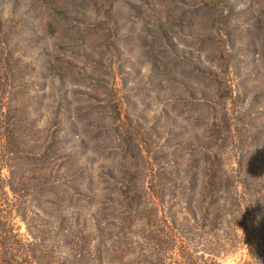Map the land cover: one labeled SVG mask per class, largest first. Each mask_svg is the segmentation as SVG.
<instances>
[{"label": "rangeland", "instance_id": "obj_1", "mask_svg": "<svg viewBox=\"0 0 264 264\" xmlns=\"http://www.w3.org/2000/svg\"><path fill=\"white\" fill-rule=\"evenodd\" d=\"M17 126L25 136L16 140ZM261 148L264 0H0V172L8 198L13 168L20 207L35 209L46 192L55 218L76 224V238L93 222L103 227L113 260L74 253L67 242H53V256L129 264L130 249L141 250V228L148 235L157 226L171 261L181 241L197 262L210 248L220 264L256 257V245L233 238L243 237L249 217L229 211L212 228V216L192 221L184 201L218 188L255 204L264 192ZM20 151L42 155L45 175L17 171ZM30 184L42 189L35 194ZM188 219L190 234L180 228Z\"/></svg>", "mask_w": 264, "mask_h": 264}, {"label": "trees", "instance_id": "obj_2", "mask_svg": "<svg viewBox=\"0 0 264 264\" xmlns=\"http://www.w3.org/2000/svg\"><path fill=\"white\" fill-rule=\"evenodd\" d=\"M6 130L7 127H4V131ZM23 130V126H17V130H13V138L17 140V138L24 137L25 134ZM28 140L29 138L26 139V142ZM18 144L20 148L24 149L25 146L22 145V142H18ZM260 153L262 154V160L264 158V148L260 149ZM19 155L20 169L17 171H20L22 175L24 172L30 175H35L37 172L41 176L45 175L46 170L44 164H42V155L23 151H20ZM211 165V159L208 158V162H206L207 168H210ZM1 169L2 159L0 158V171ZM12 170H10V175L6 181V186H8L13 195L11 199L8 198L7 191L5 190V181L1 178L0 172V264H68V256H53L48 248L54 243L62 244L66 242L71 245L74 244L73 248H71L74 253L80 251L82 252H80L81 255H91V253H94L96 254L97 260H102L104 258L113 260V258L110 257V248L103 243L104 238L101 237L104 231L103 227L99 225L98 222H93V224H89L91 226V231H89L85 238H76L74 234L75 231H77L75 230L76 226H74L76 224L73 223L72 225H68L64 219L55 218V215L51 212L52 210H50L53 202L46 198V192L42 193L41 191L38 194V189H42V185L36 186L35 184H30V186L35 189V194H38V199L35 202V209L26 210L20 207L17 198L22 192L16 188L11 179L13 174H17L16 171L12 172ZM243 189L245 190L246 188ZM193 194V191L190 192L188 195L191 196L184 201L185 210L190 213L192 221L197 217L206 219L212 216L213 222L208 225L213 228L217 225L215 218H218L221 214L228 215L229 211L238 210L241 215L249 217L251 225H245L246 228L242 232L243 237L240 236V238H238L236 237L237 235H235L233 238L241 244L249 246L256 245V257L252 259H240L236 264H264V206L262 205L264 202V192L255 195L256 201L254 202L255 204L252 205H244L246 201L243 197L241 198L237 190L227 191L225 189L216 188L213 189L212 193L210 191L203 197L205 200H198L197 202L194 200ZM223 194H228L224 199L228 198L230 201L226 202L225 205L215 204ZM206 198L209 200L208 203H205L207 200ZM228 206L231 208H227ZM242 207H244L246 211L243 210ZM12 212H16V215L25 222L30 237H24L16 230L13 222L14 216L11 215ZM191 219L184 221L180 226V228L184 229L188 234L195 232V226L190 223ZM36 221L42 224H36ZM122 226L124 228L125 223L122 224ZM145 229L146 228H141V232L138 233L141 234L143 240V243H137L141 250L134 253L133 249H130L132 259L129 261V264H220L214 258L216 253L213 248L209 249V258L203 260L202 256L204 255L202 253L199 256L201 262H197V258H193L191 252L187 250L184 241L179 243V257L175 261H171L167 252L170 249L169 240L164 239V234H160L161 231L157 229V226H155V230L149 232L148 235L144 234ZM34 230H36V232ZM68 231H70V235L67 234ZM47 240H52V242ZM230 242L234 241L230 240ZM69 264L76 263L72 261Z\"/></svg>", "mask_w": 264, "mask_h": 264}]
</instances>
